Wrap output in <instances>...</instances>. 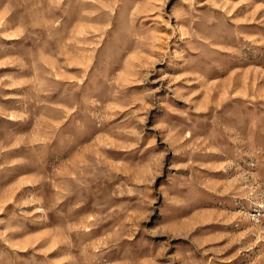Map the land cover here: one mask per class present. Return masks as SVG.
Here are the masks:
<instances>
[{
    "label": "rangeland",
    "instance_id": "1",
    "mask_svg": "<svg viewBox=\"0 0 264 264\" xmlns=\"http://www.w3.org/2000/svg\"><path fill=\"white\" fill-rule=\"evenodd\" d=\"M0 264H264V0H0Z\"/></svg>",
    "mask_w": 264,
    "mask_h": 264
}]
</instances>
